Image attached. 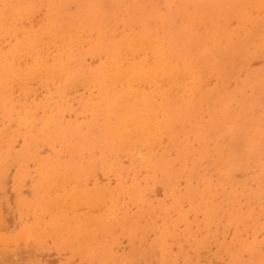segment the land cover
<instances>
[{"label": "rangeland", "instance_id": "1", "mask_svg": "<svg viewBox=\"0 0 264 264\" xmlns=\"http://www.w3.org/2000/svg\"><path fill=\"white\" fill-rule=\"evenodd\" d=\"M3 9L0 67L19 52L15 29L33 19L68 34L70 54L62 83L35 78L20 92L0 78V264H264V0H0ZM143 32L162 34L198 79L193 94L165 86L149 98L170 122L158 159L140 136L122 141L132 109L120 113L122 87L102 81L124 63L122 42ZM96 188L121 195L115 226H98L82 204L61 207ZM53 197L61 208L48 207Z\"/></svg>", "mask_w": 264, "mask_h": 264}, {"label": "bare ground", "instance_id": "2", "mask_svg": "<svg viewBox=\"0 0 264 264\" xmlns=\"http://www.w3.org/2000/svg\"><path fill=\"white\" fill-rule=\"evenodd\" d=\"M230 3V2H229ZM263 6V4H262ZM11 9V8H10ZM16 9V7L14 8ZM21 9V8H20ZM4 10L3 9L0 13V20L4 21L5 19L2 17L4 14ZM13 11V10H12ZM29 11V10H28ZM32 14V13H31ZM255 14V13H254ZM26 15V14H25ZM28 15V13H27ZM239 15V14H238ZM260 15V14H259ZM38 17H36L37 19ZM41 18V17H40ZM10 19V18H9ZM8 19V20H9ZM31 19V18H30ZM190 19V17H189ZM37 21V20H36ZM40 21V20H39ZM196 21V20H195ZM32 23L29 22L28 25H23L25 23L20 25V27L18 29H15L16 32L18 33V37H19V52L17 53L16 57L15 55H13V61L12 62H8V59L6 58V56L2 55L1 59H3V61L1 62V67H0V78L3 79L1 82L2 84L5 83L6 85L11 81L13 82V80L15 82H17L20 87L19 90H24L23 88L28 89L31 85L30 82L32 83L33 79L35 80V78H41L43 81L42 82L43 85L44 83L46 84L49 79H59V77H61L63 75L66 76L67 74V68H68V62H69V50L67 49L68 47V42H69V38H68V34H64L62 32H59L57 30L56 27H54L53 25H46L44 23L38 22V23H34V19L33 21H31ZM260 22V21H259ZM6 23V22H5ZM74 24V23H73ZM208 25V23H206ZM205 24V25H206ZM234 24V23H233ZM7 25V23L5 24ZM4 26V25H3ZM11 27V25H9ZM13 26V25H12ZM232 26V25H230ZM76 33L75 31H73L77 36L80 34H83L84 31L86 30L85 26H78L76 27ZM79 30V31H78ZM64 31H67L66 27L64 28ZM200 31V30H199ZM68 32V31H67ZM70 32V31H69ZM72 32V29H71ZM209 32V31H208ZM240 32V31H239ZM160 33V32H159ZM203 34V33H202ZM223 35V34H222ZM241 36V35H240ZM84 37V36H83ZM94 37V36H93ZM100 38V37H99ZM222 40V39H221ZM260 40V39H259ZM91 42V41H90ZM61 43V46H58V44ZM88 43V41H87ZM124 45L122 47V50H124L125 54H120L122 56L126 55V59L124 61V63H118L115 61H112V65L111 68H109L110 70L108 71L107 75L105 77H102V81H104L105 83H108V86H110L112 89H110V91H112L114 89V87H116V90L120 91V89H118V86H121V93L118 99L119 102V107L121 106V111L120 113L123 111V108H125L126 106L130 107L132 111L128 112V114L123 116L122 119V127L120 129V133H121V139L122 141H124L126 144L128 142L132 143V139H134V137H138L140 136L141 138L144 139V141H141L140 144H138L140 147L139 148H144L142 149L146 151L145 148H149L147 150H151L150 153V157H153L155 159L160 158L161 155H158V153L156 154L154 151V145L155 143H158L159 146L162 144V138L164 136H167L170 128V122L165 121V120H159V117L153 113H151L152 111H149V98L152 99V96L155 95H159L162 93L164 90V87H169V90L166 91L164 94H169L171 93L172 89H175L178 91V93H183V95L181 94V97H185L184 94L186 95L187 93L185 92L186 89H189L190 92L193 94V92L191 90L194 91L193 87L194 84H198V79L194 78V74L195 72L191 69V67L186 64L181 62L180 58L177 56V53L174 50V46L168 42H166L162 36V34H150L149 32H143L140 34H136L133 36L132 39H130L127 43L126 42H122ZM1 45V44H0ZM85 45V44H84ZM122 45V44H121ZM85 47V46H84ZM91 48V47H90ZM121 50V51H122ZM4 51V50H3ZM92 51V50H91ZM29 59L30 63L26 64L25 66L21 65V62H23L24 60ZM23 60V61H22ZM89 60V59H88ZM103 60V58H102ZM121 60V59H120ZM27 60V62H29ZM52 61V64H49ZM260 63V62H259ZM257 64V63H254ZM252 64V65H254ZM197 65V64H196ZM251 65V66H252ZM92 66V65H91ZM197 73V72H196ZM12 75V76H11ZM85 76V75H84ZM62 77V78H63ZM86 77V76H85ZM87 77L91 78L89 75H87ZM107 77V78H106ZM109 77V79H108ZM89 78H85L82 80H88ZM81 79V78H78ZM95 79V78H94ZM100 78H97V80H99ZM62 80V79H61ZM59 81V83H62V81ZM67 81V79H65ZM72 80V78H71ZM74 80V79H73ZM93 80V79H91ZM109 80V81H108ZM57 81V82H58ZM7 82V83H6ZM56 82V83H57ZM80 82V81H79ZM29 83V84H28ZM42 83H39V87L38 86H34L33 87H38L40 88L42 86ZM76 83V82H75ZM78 83V82H77ZM2 84H1V88H2ZM16 84V83H14ZM29 87H27V85ZM5 85V86H6ZM26 85V86H25ZM41 85V86H40ZM52 85V84H51ZM56 85V84H54ZM53 85V86H54ZM70 85V84H69ZM99 85L101 86L100 89H104L107 91V85L105 86L103 82H99ZM202 85V84H201ZM8 86V85H7ZM11 86V85H10ZM16 86V85H15ZM24 86V87H23ZM48 86V85H47ZM92 85H90L91 87ZM97 86V84H96ZM209 86V85H208ZM9 87V86H8ZM13 88V86H11ZM10 89L11 91L14 92V88ZM22 87V88H21ZM45 87V86H43ZM50 87V85H49ZM68 87V86H65ZM202 87H204L202 85ZM53 88V87H52ZM50 88V89H52ZM56 88V87H55ZM33 89V88H31ZM44 89V88H43ZM90 89V88H89ZM20 92H23L21 91ZM29 90V89H28ZM35 90V89H33ZM80 90V89H79ZM88 90V89H87ZM116 90H114L116 92ZM39 91V90H37ZM45 91V90H44ZM47 91V90H46ZM45 91V92H46ZM53 91V89L51 90ZM81 91V90H80ZM12 92V93H13ZM16 92V91H15ZM13 93V95L17 94ZM43 92V90H42ZM72 92V91H71ZM196 92V90H195ZM199 92V91H198ZM206 92V91H204ZM215 92V91H214ZM32 93V92H30ZM29 93V94H30ZM40 93V92H39ZM118 93V94H119ZM189 93V92H188ZM191 93H189L187 96H189ZM47 94V93H45ZM72 94V93H71ZM109 94V93H108ZM191 94V95H192ZM196 94V93H195ZM199 93H197L196 95H198ZM205 94V93H204ZM20 95V94H19ZM24 94L21 93L22 97ZM53 95V92H52ZM111 95V94H109ZM31 98H33L32 95H30ZM51 97V95H49ZM58 96V95H57ZM114 96V94H113ZM158 96V97H159ZM178 96V94L176 95ZM193 96V95H192ZM195 96V95H194ZM210 96V95H209ZM38 97V96H37ZM36 97V99H37ZM196 97V96H195ZM194 97V98H195ZM203 97V95H202ZM30 98V99H31ZM39 98H41L39 96ZM44 98V97H43ZM55 98V97H54ZM112 98V97H111ZM110 98V100H111ZM160 98V97H159ZM113 99V98H112ZM14 100V99H13ZM23 100V99H22ZM43 100V99H42ZM48 100V99H47ZM20 101V100H18ZM28 100H26L27 102ZM37 100H35L36 102ZM41 101V100H40ZM22 102V101H21ZM23 103V102H22ZM20 105V104H19ZM43 105V104H41ZM24 106V104H23ZM75 106V105H74ZM33 107V106H32ZM35 107V106H34ZM24 108V107H23ZM40 111V110H39ZM161 111V110H160ZM44 113V112H43ZM48 113V112H47ZM119 113V112H118ZM124 114V113H123ZM3 121H5L3 119ZM120 123V122H119ZM168 124V126H166V124ZM111 126V125H110ZM113 126V125H112ZM111 126V127H112ZM12 127H14V125H12ZM14 130V129H13ZM19 131V130H18ZM119 133V134H120ZM139 140V139H138ZM137 140V141H138ZM172 140V139H171ZM175 140V139H174ZM20 143V142H19ZM124 143V144H125ZM136 143V142H135ZM31 144V143H30ZM175 144V143H174ZM173 144V145H174ZM133 146V145H132ZM126 147V145H125ZM172 147V145H171ZM157 148V146L155 147ZM167 148V147H166ZM163 149V148H162ZM170 150V149H169ZM141 151V150H140ZM159 151V150H158ZM147 152V151H146ZM137 149H136V154H137ZM141 155V153L143 152H139ZM165 153H167L165 151ZM144 154V155H143ZM143 157L145 155H147L145 152L143 153ZM178 154V153H177ZM138 155V156H139ZM165 155V154H164ZM135 156V153H134ZM148 157V156H147ZM163 157V156H162ZM189 158V157H188ZM128 160V158H127ZM143 160V159H142ZM154 160V159H153ZM135 162V161H134ZM137 162V161H136ZM143 163V161H142ZM13 171V170H12ZM32 173V172H31ZM60 174V173H59ZM68 174V173H67ZM66 174V175H67ZM70 174V173H69ZM10 175V174H9ZM66 175H59L57 176V180L58 179H63V177H66ZM59 177V178H58ZM55 178V180H56ZM54 179V178H52ZM108 180V179H106ZM111 180V179H110ZM22 181V180H21ZM20 181V182H21ZM50 181V180H49ZM66 183V180H64ZM93 181V180H92ZM99 181V180H98ZM9 182V180H8ZM24 182V181H23ZM46 182V181H44ZM43 182V183H44ZM83 182V181H82ZM100 182L102 183V181L100 180ZM99 182V185H101ZM108 182V181H106ZM110 182V181H109ZM55 183V181H54ZM60 184V182H58ZM72 183V182H70ZM80 183V182H79ZM104 183V182H103ZM112 183V182H111ZM197 183V182H196ZM200 183V182H199ZM52 184V183H51ZM50 184V185H51ZM58 184V186H60ZM98 184V183H97ZM108 184V183H107ZM198 184V183H197ZM45 185V184H44ZM43 185V186H44ZM91 185V184H90ZM106 185V184H105ZM114 185V184H113ZM56 186V185H55ZM53 186V187H55ZM57 186V192L59 187ZM115 186V185H114ZM46 186H44L45 189ZM52 187V188H53ZM68 187V186H67ZM66 187V189H67ZM76 187V186H75ZM74 187V188H75ZM78 187V185H77ZM83 187V186H82ZM85 188V187H84ZM78 189V188H77ZM83 189V188H82ZM81 189V190H82ZM110 189V188H109ZM53 190V194L54 192V188L51 189V191L49 192V194L52 192ZM86 190V188H85ZM84 190V191H85ZM125 190H127L128 193H132V189L131 188H126ZM56 191V189H55ZM88 191V190H87ZM90 192V193H89ZM158 192V190H157ZM8 193V192H7ZM81 193V192H78ZM77 193V194H78ZM48 194V193H47ZM52 194V195H53ZM61 194V193H60ZM66 194V193H65ZM83 194H85L84 198L82 197ZM66 196V195H65ZM70 196V197H69ZM67 197H69L68 201L66 199V201H62L61 199L57 200L56 198L53 197L52 199V203L51 200H49V208H53L56 210L57 207H60V203L57 201H62V203H65V206H61L62 208L65 209V212L68 213V208H71V205H77L76 207H79V204H82L83 206H85L84 208H86L87 210L84 213V215H89V216H93L96 220V218L99 221H95L104 225V224H109L111 223L110 226H112L114 223L115 226V222L118 223L120 222V218L118 219V217H120V210L121 208H119V199H120V194L118 192H116L115 190H112L108 193V195L104 192L101 191H97V188L94 190H89L88 193H82L81 198H79L78 195H69ZM50 199V195L48 196ZM66 197V198H67ZM12 199V196L10 197ZM10 199V201H11ZM45 199V198H44ZM57 201H56V200ZM80 199V200H79ZM79 200V201H78ZM78 201V204H77ZM81 202V203H79ZM43 203V202H41ZM72 203V204H71ZM52 204V205H50ZM47 205V203H46ZM64 205V204H62ZM79 205V206H78ZM130 205V204H129ZM60 207V208H61ZM74 207V206H73ZM60 208H59V212H60ZM80 208V207H79ZM82 208V206H81ZM84 208L78 210L81 213V210L84 211ZM78 209V208H77ZM120 209V210H119ZM257 209V208H256ZM50 210V209H49ZM142 210V209H140ZM4 211V210H3ZM71 211V210H70ZM119 211V214H117V212ZM55 212V211H53ZM35 213V212H34ZM52 213V212H51ZM58 213V211H57ZM80 213H77L78 215ZM71 215H73L72 213H70ZM58 215V214H57ZM66 215V214H65ZM76 215V213H75ZM83 215V213L80 214V216H78L79 218L77 220H79L81 218V216ZM134 215V214H133ZM85 216V217H86ZM146 216V215H145ZM59 218V217H58ZM84 218V216H83ZM142 219V218H141ZM140 219V220H141ZM6 220V219H5ZM61 221H63L60 218ZM68 220L74 221V216L73 218H68ZM66 220V221H68ZM76 220V221H77ZM65 221V222H66ZM80 221H84L83 219H80ZM6 222H10L7 221ZM64 222V223H65ZM89 222V220H88ZM94 222V223H95ZM122 222V221H121ZM124 222H126L124 220ZM11 223V222H10ZM7 224V225H10ZM76 223V222H75ZM91 223V222H89ZM127 223V222H126ZM74 223H72L73 225ZM79 224V223H77ZM84 224V222L81 224H79L80 226H82ZM129 223L126 224V226ZM155 224V223H154ZM66 225V223H65ZM71 225V226H72ZM88 225V224H87ZM64 226V225H63ZM70 226V225H69ZM70 226V227H71ZM96 228H98L97 224L95 225ZM101 226V225H100ZM109 226V225H108ZM113 226V228H114ZM124 226V225H123ZM10 228V226H8ZM65 227V226H64ZM95 228V229H96ZM101 228V227H100ZM99 228V229H100ZM8 229V228H7ZM54 229V228H53ZM71 229V228H70ZM88 229V228H87ZM139 229V228H138ZM52 230V229H51ZM101 230V229H100ZM194 230V229H193ZM6 231V229H5ZM26 231V230H25ZM57 231V230H56ZM55 231V232H56ZM90 231V230H89ZM107 231V230H106ZM113 231V230H112ZM34 232V231H32ZM108 232V231H107ZM89 233V232H87ZM98 233V231H97ZM115 233V232H114ZM21 234V233H19ZM24 234V232H23ZM23 234H21V239L25 238V234H24V238H22ZM67 234V233H66ZM65 234V235H66ZM186 234V233H185ZM184 234V235H185ZM87 235V234H86ZM99 235V234H98ZM101 235V232H100ZM124 235V234H123ZM16 236V235H15ZM53 236V235H52ZM67 236V235H66ZM89 236V235H88ZM102 236V235H101ZM18 237V236H17ZM70 237V236H69ZM84 237V236H83ZM99 237V236H97ZM152 237V236H151ZM8 238V237H7ZM10 238V237H9ZM12 238V237H11ZM18 238V241L19 239ZM53 238V237H51ZM88 238V237H87ZM85 238V239H87ZM17 239V238H16ZM69 239V238H68ZM220 239V238H219ZM228 239V238H227ZM25 240V239H24ZM21 240L20 242L24 241ZM89 240V239H87ZM97 240V239H96ZM171 240V239H170ZM17 241V240H16ZM86 241V240H85ZM126 241V240H124ZM123 241V242H124ZM169 241V240H168ZM7 242V241H6ZM104 242V241H103ZM23 243V242H22ZM84 243V242H83ZM185 242H183L184 244ZM93 244V243H92ZM143 246V244H142ZM147 246V245H146ZM184 246V245H182ZM14 247V246H13ZM90 247V246H89ZM187 248V246H186ZM185 248V249H186ZM193 248V247H192ZM10 249L11 251V247H6V251ZM122 249V248H121ZM128 249V248H127ZM174 250V248H172ZM210 249V248H209ZM208 249V250H209ZM126 250V248H125ZM213 250V249H212ZM19 252V251H18ZM230 252V251H229ZM182 253V252H181ZM202 253V252H201ZM14 254V253H13ZM28 254V252L26 253ZM220 254V252H219ZM11 256L14 257V255L10 254ZM53 255V254H52ZM108 255V254H107ZM201 255V254H200ZM205 255V254H204ZM21 256V255H20ZM203 258V254L201 255ZM7 257V256H6ZM5 257V259H6ZM19 257L16 253L15 257ZM9 258V257H7ZM11 258V259H14ZM43 258V257H42ZM210 258V256H209ZM208 258V259H209ZM234 258V257H233ZM23 259V258H22ZM204 259V258H203ZM227 260V259H226ZM203 261V260H201ZM200 261V262H201ZM4 262V261H3ZM52 263V261H47ZM56 262V261H55ZM123 262V260H122ZM205 262V261H204ZM226 262V261H225ZM96 263V262H95ZM85 264V263H84ZM127 264V263H126ZM207 264V263H206ZM218 264V263H217Z\"/></svg>", "mask_w": 264, "mask_h": 264}]
</instances>
